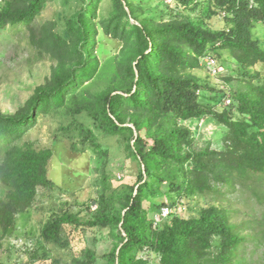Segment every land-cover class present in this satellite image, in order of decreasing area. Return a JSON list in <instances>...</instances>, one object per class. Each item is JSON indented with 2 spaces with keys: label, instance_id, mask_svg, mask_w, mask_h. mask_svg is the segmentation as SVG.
Segmentation results:
<instances>
[{
  "label": "trees",
  "instance_id": "16d2710c",
  "mask_svg": "<svg viewBox=\"0 0 264 264\" xmlns=\"http://www.w3.org/2000/svg\"><path fill=\"white\" fill-rule=\"evenodd\" d=\"M54 1L0 2V30L26 26L31 46L56 62L23 106L0 112V258L17 217L34 206L39 188L53 185V150L21 143L38 118L62 111L70 118L62 131H78L82 148L73 145L76 152L91 148L110 161L122 139L138 174L109 194L112 174L104 165L97 208L90 205L85 219L69 213L49 217L41 230L45 243L62 242L71 225L114 234L116 246L103 257L109 264H149L140 257L146 251L160 256L161 264H237L245 238L227 210L209 206L192 218L172 213L159 224L148 210L159 216L164 207L180 208L176 197L195 201L264 176V73L255 71L264 66V44L257 37L258 30L264 32V0H178L183 10L169 19H142L137 0H111V14L100 22L96 0H74L81 6L66 18L64 33L54 21L32 26ZM109 38L121 43L110 83L100 93L78 92L98 75L97 45ZM223 52L247 82L233 97L226 83L223 95L215 93L206 77L194 73L208 55L219 65ZM207 91L215 95L206 99ZM205 118L224 127L222 150L195 148V133L185 123ZM83 255L77 264L99 258L92 250Z\"/></svg>",
  "mask_w": 264,
  "mask_h": 264
},
{
  "label": "rangeland",
  "instance_id": "374dc122",
  "mask_svg": "<svg viewBox=\"0 0 264 264\" xmlns=\"http://www.w3.org/2000/svg\"><path fill=\"white\" fill-rule=\"evenodd\" d=\"M137 3L142 19H169L171 14H178L183 10H178V0H137ZM80 6L74 0L50 2L32 26L40 28L54 21L58 24L57 30L64 33L66 18ZM96 7L97 22L108 18L113 8L111 0H96ZM215 27H218V24ZM257 37H260L264 44L262 30H258ZM100 43L97 45L101 58L100 71L78 92L87 89L91 93H100L110 83L115 69L114 59L121 49V43L112 38ZM222 55L223 57L219 56L221 70L217 77L210 76L202 65L201 69L195 70L194 73L206 77L207 83L216 88L215 93L223 95V91L229 89L225 86L226 83L231 88L233 97L237 90H245L247 82L241 81L238 67L228 53L223 52ZM55 64L51 58L41 57L31 46L26 26L0 30V112L15 113L33 95L35 89L51 76ZM255 71L264 73V66L258 65ZM206 95V99H209L215 94L208 92ZM83 96L89 95L84 93ZM204 97L202 92L201 101L205 100ZM62 113L61 111L42 115L21 143L31 142L38 149L53 150L54 158L49 166V177L53 185L39 188L34 206L17 217L13 229L3 242L0 264H77L80 259L84 260L83 254L87 250H92L98 255L95 264H109L103 257L117 242L110 230L75 229L69 225L64 228L62 242L45 243L41 237V230L52 215L69 213L85 219L90 205L93 210L97 208L96 201L105 189L102 180L104 165H108V174H112L109 194L121 183H130L138 174V168L126 159L125 142L122 139H117L119 149L111 150L110 161L106 156H99L91 148L86 152H76L72 148L73 145L82 148L78 131H62L61 127L70 123V118ZM185 125L195 133L196 149H223L224 127L213 119L205 118L202 122L192 120ZM101 143L103 148L110 147V143L105 139L101 140ZM119 190L123 188L119 187ZM165 190H168L167 187ZM174 200L180 208H170L171 213L173 211V214L183 218H192L198 211L209 206L227 210L230 222L239 227V232L245 238L239 248L237 264L264 263V176L254 180L248 179L245 184L239 182L235 186L221 187L215 194L198 197L195 201L180 200V197ZM148 217L155 219V224L160 223V217L153 209L148 210ZM140 257L148 259L149 264H161L160 256L150 251L140 253Z\"/></svg>",
  "mask_w": 264,
  "mask_h": 264
},
{
  "label": "built area",
  "instance_id": "2783aa9c",
  "mask_svg": "<svg viewBox=\"0 0 264 264\" xmlns=\"http://www.w3.org/2000/svg\"><path fill=\"white\" fill-rule=\"evenodd\" d=\"M1 1L2 0H0V2ZM201 65L207 70L209 75L212 77H217L220 74L217 59H215L214 57H212L210 55L205 56L201 59ZM224 102H225V106H228L231 104V99L229 97H226ZM202 121H204V120H201V122ZM172 213H173V211H172ZM172 213H171V210L169 207H164L162 209L161 215H159L160 221H162L163 219L170 218Z\"/></svg>",
  "mask_w": 264,
  "mask_h": 264
}]
</instances>
